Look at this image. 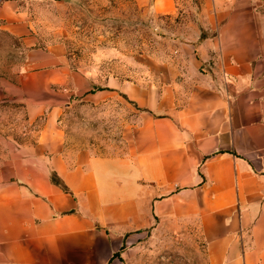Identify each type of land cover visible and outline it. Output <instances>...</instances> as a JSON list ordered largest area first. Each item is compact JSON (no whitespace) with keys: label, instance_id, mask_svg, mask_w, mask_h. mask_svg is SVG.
Masks as SVG:
<instances>
[{"label":"crops","instance_id":"1","mask_svg":"<svg viewBox=\"0 0 264 264\" xmlns=\"http://www.w3.org/2000/svg\"><path fill=\"white\" fill-rule=\"evenodd\" d=\"M138 2L162 21L170 49L147 75L138 62L130 76L71 65L64 46L42 41L21 0H0V27L26 56L16 79L0 80V122L35 126L0 146V264H127L145 236L178 223L197 226L210 264H264L256 0ZM118 102L138 113L121 115L132 120L118 153L66 145V108Z\"/></svg>","mask_w":264,"mask_h":264},{"label":"rangeland","instance_id":"2","mask_svg":"<svg viewBox=\"0 0 264 264\" xmlns=\"http://www.w3.org/2000/svg\"><path fill=\"white\" fill-rule=\"evenodd\" d=\"M21 1L35 20L42 41L64 46L71 65L79 68H91L102 75L119 74L127 68L133 76L138 62L144 63L145 73L154 55L170 49L156 30L155 24L162 21H155L148 6L141 8L138 0ZM256 7L264 27V0H256ZM25 66L22 44L0 27V80L16 79ZM5 111V117L21 114L15 109ZM134 114H138L136 109L120 102L110 107L76 103L66 108L62 117L65 143L71 149H87L98 156L118 153L126 142L123 120H132L121 115ZM34 129L29 124L0 122V146L19 144ZM135 246L125 258L127 264H210L207 245L195 225H162Z\"/></svg>","mask_w":264,"mask_h":264}]
</instances>
